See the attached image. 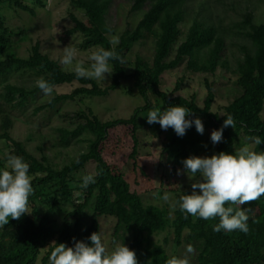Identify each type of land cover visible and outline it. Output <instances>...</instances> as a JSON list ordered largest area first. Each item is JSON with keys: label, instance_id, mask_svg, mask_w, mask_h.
Returning <instances> with one entry per match:
<instances>
[{"label": "trees", "instance_id": "trees-1", "mask_svg": "<svg viewBox=\"0 0 264 264\" xmlns=\"http://www.w3.org/2000/svg\"><path fill=\"white\" fill-rule=\"evenodd\" d=\"M134 4V11H144V16L134 31H127L115 46V51L123 58L121 64L110 60L113 67V81L103 88L96 80L77 78L74 72L63 69L61 63L44 54L41 44L33 47L29 59H20L14 55L0 61V81L12 72L35 71L53 88L67 85L80 86L69 94H58L50 103L35 109V115L43 111L54 110L58 105L68 101L105 98L122 87L124 80L133 79L134 87L146 102V106L135 110L133 116L103 122L92 110L81 111L75 118L79 122L74 131L62 129L61 145L68 147L73 139L88 143L87 151L76 159L59 168L52 165L49 158L38 160L30 154L21 141L12 134L14 123L8 115L10 110H22L41 92L37 87L8 83L0 95V141L5 144L9 154L20 156L30 166L34 193L30 196V214L19 220L9 219V224L0 227V264H50L49 256L55 243L74 246L75 241L83 239L90 244L93 232L101 234L100 218H113L117 221L114 230V242L122 241L134 250L138 264H166L171 258L155 237L172 229L175 234V246L191 244L197 253V264H264V196L241 207L249 215L247 233L235 231H213L219 218L204 220L182 212L180 208L171 220L170 211L155 205H145L141 196L132 191L119 167L108 163L103 157V145L110 132L120 126L132 127L134 132V149L131 159L134 171L138 170L139 139L138 121L141 114L152 110L150 91L156 93L164 103L163 111L170 106L181 105L191 110L189 120L200 118L204 131L210 128L220 129L227 115H232L235 128L229 126L223 130V140L216 154L223 151L234 153L241 144L242 135L247 138L259 136L262 143L256 151L264 152V23L255 20L253 12L247 11L241 21H234L225 26L223 19L215 23L210 6L206 2L200 5L201 12L193 20L185 40L177 47L176 57L168 62L174 48L178 45L182 30L181 25L189 15L190 0H126ZM44 6L42 0H36ZM112 0H73L74 6L83 11L87 21L71 15L74 27L67 31L66 38L77 34L84 36L86 49L98 46L111 50L109 35L114 31L107 25V14ZM236 2L231 5L234 6ZM226 5V4H224ZM145 7H149L145 11ZM236 7V6H235ZM8 8H19L35 15L34 8L22 0H0V56L12 48L14 36L22 37L25 31L16 33L6 26L5 12ZM149 36L154 38V58L147 61L138 57L135 72L129 76L125 68L127 54ZM235 47L240 55L235 56L231 64L225 56L228 48ZM187 60L188 69L194 73L215 74L220 68L237 77V85L242 93L226 107L223 116L215 114L212 109L216 101L213 87L207 80L209 90L205 107L200 108L196 98L192 100L182 96L173 97L161 91L162 77L176 69ZM180 86L177 87V90ZM84 137V138H82ZM201 134L195 125L186 130L183 137L174 135L166 144L165 150L174 156L172 175L177 178V170L183 166L182 161L199 153ZM1 153V149H0ZM5 157H0V168L4 166ZM91 162L97 164L95 182L87 188L72 187L71 177L85 169ZM199 176V174H197ZM167 178L163 181V186ZM174 192H178L173 189ZM192 189L184 194H191ZM180 196H178L179 198ZM95 200V214L89 230L81 235L80 223L73 224L70 219L82 215ZM48 205L43 213L38 202ZM79 202V203H78ZM68 204L74 210L67 212L61 230L53 225V215L57 210L67 211ZM233 206L234 205H226ZM55 242V243H54Z\"/></svg>", "mask_w": 264, "mask_h": 264}, {"label": "rangeland", "instance_id": "rangeland-1", "mask_svg": "<svg viewBox=\"0 0 264 264\" xmlns=\"http://www.w3.org/2000/svg\"><path fill=\"white\" fill-rule=\"evenodd\" d=\"M22 1L27 6L34 8L35 15L19 8L6 9V26L16 33L25 31L26 34L22 37L14 36L12 48L5 50L0 56V61L12 55L20 59H29L33 47L40 43L44 54L60 62L63 55L62 49L71 44L79 50L77 59H83L85 67L90 66L91 61L88 60V56L96 48L86 49L84 47V36L81 34L66 38L67 31L74 27L71 20L72 14L82 21H87L85 13L74 6L73 0H42L44 6L38 4L36 0ZM202 2H206L210 6L215 23L223 19L225 26H228L234 21H241L247 11L254 13L256 22L264 23V0H190L188 4L189 15L181 25L182 35L180 41L168 58V62L175 59L177 47L185 40L193 20L201 12L200 5ZM233 2H236L234 6L231 5ZM148 9L149 7H145V11ZM143 16L144 11H134L133 3L126 0H112L106 17L107 25L114 30L109 37L111 39L117 37L120 43L122 35L127 31H134ZM239 55L240 53L235 47L230 46L228 52L225 51V56L229 58L231 64L235 62V56ZM138 57H143L150 62L153 61L154 38L152 36L138 43L127 54L124 66L129 76L135 72V63ZM62 67L65 70L63 65ZM39 78L43 77L35 71L12 72L0 81V95L4 86L8 83L34 87L36 86V80ZM207 80L212 85L216 95L212 111L223 116L226 107L231 105L242 93L237 85V77L223 68H220L215 74L194 73L188 69L186 60L176 69L163 75L161 91L173 97L182 96L189 100L195 97L198 106L204 108L209 93L206 85ZM112 81L113 74L108 76L106 81L98 83L101 87L106 88L110 86ZM77 86H80V84L53 88L51 96H45L41 91L26 108L22 110L8 109V115L14 123L11 130L12 136L21 141L27 151L38 160L47 157L52 165L59 168L64 167L81 153L87 151L88 143H81L78 139H73L68 147L61 145L60 130H76L79 122L75 116L79 112L92 110L103 122H107L117 119L128 120L137 108L146 106L145 100L134 87V80L127 79L123 81L120 89L112 92L108 97L75 102L68 101L58 105L54 110L43 111L35 115L36 108L50 103L58 94L71 93ZM178 86H180L179 90H177ZM150 98L153 104L152 110L159 108L163 112V100L153 91H150ZM147 114L148 112L141 114L138 121L137 135L140 147L138 155L139 168L137 171H134V162L131 159L135 145L132 127L120 126L110 132L107 142L102 147L103 157L111 165L119 167L131 185L132 191L141 196L145 205L167 208L170 211V218L173 220L179 207L178 196L191 189V183L194 180L188 178L184 166L180 167L181 174L177 178L172 175L174 156L165 150V146L172 139L174 130L172 128H168L166 131L162 130L158 123L148 124ZM213 130V128H210L201 134L200 151L198 154L193 152L191 156L210 157L216 154L221 142L218 144L211 142V132ZM241 140V144L237 146V149L248 145L256 150V145L251 142L250 138L242 135ZM0 149V157L4 158V153H9V150L5 148V144L1 141ZM96 167L97 164L91 162L85 169L74 174L71 177L72 187H80L85 175L95 176ZM165 178H167V183L163 186ZM196 179H199L198 175ZM176 188L178 192H174L173 189L176 190ZM197 191L199 190L197 189ZM165 193L170 196L167 202L163 200ZM173 203H176L175 208L172 207ZM37 206L43 213L48 210L46 203L39 201ZM66 206L67 211L57 210L53 215L52 222L57 230L62 229L66 213L74 210L73 205L68 204ZM94 214L95 200L82 215L72 217L70 221L73 224L80 223V232L83 235L91 227ZM99 222L101 224L102 241L109 251L113 250L116 244H122L120 240L117 242L113 240L117 225L115 219L103 217L99 219ZM155 240L164 246L170 256L183 257L186 255L187 244L177 248L175 246V234L172 229L156 236ZM80 241H83V239H80ZM188 255L190 264H197V253Z\"/></svg>", "mask_w": 264, "mask_h": 264}, {"label": "clouds", "instance_id": "clouds-1", "mask_svg": "<svg viewBox=\"0 0 264 264\" xmlns=\"http://www.w3.org/2000/svg\"><path fill=\"white\" fill-rule=\"evenodd\" d=\"M113 48L106 50L98 46L88 56L90 66L85 67L83 59H77L78 49L68 45L62 49L60 63L65 70L74 72L77 78L106 81L114 72L110 60L124 63L123 58L115 51L119 43L117 37L109 41ZM36 86L45 96H51L53 86L43 78L36 80ZM191 110L181 105L170 106L163 112L159 108L150 110L147 123H158L162 130L172 128L177 136L183 137L186 130L195 125L196 131L204 132V125L200 118L189 120ZM235 128L232 115H227L220 129L211 132V142L218 144L223 140V130L227 127ZM251 142L258 146L262 143L259 136L251 137ZM4 166L0 168V227L9 224V219L19 220L23 215L30 214V196L33 195L32 176L29 174V164L17 155L4 153ZM184 171L191 183V194L179 197L178 206L182 212L204 220L219 218V223L213 226V231H235L247 233L250 210L241 206L255 202L264 196V152L256 151L245 145L235 149L234 153L219 152L210 157L190 156L182 161ZM177 174H181L177 170ZM199 174V179H196ZM94 176L83 177L81 187L87 188L94 183ZM197 189L199 191H197ZM168 193L163 195L164 201H169ZM226 205H234L226 206ZM176 207V203L172 204ZM69 247L65 243H55L50 253V264H138L134 250L124 243L116 244L109 251L102 241L99 232H93L90 244L75 241ZM194 247H186L183 257L172 256L166 264H190L188 254H194Z\"/></svg>", "mask_w": 264, "mask_h": 264}]
</instances>
